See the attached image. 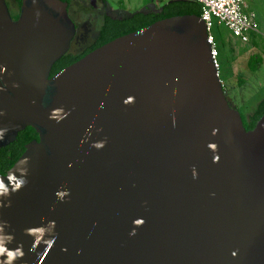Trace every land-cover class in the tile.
Listing matches in <instances>:
<instances>
[{
  "label": "water",
  "instance_id": "1",
  "mask_svg": "<svg viewBox=\"0 0 264 264\" xmlns=\"http://www.w3.org/2000/svg\"><path fill=\"white\" fill-rule=\"evenodd\" d=\"M0 0V264H264V114L244 130L197 15L156 20L50 76L67 3ZM15 256L9 261L8 253Z\"/></svg>",
  "mask_w": 264,
  "mask_h": 264
},
{
  "label": "rangeland",
  "instance_id": "2",
  "mask_svg": "<svg viewBox=\"0 0 264 264\" xmlns=\"http://www.w3.org/2000/svg\"><path fill=\"white\" fill-rule=\"evenodd\" d=\"M10 10H15L14 0H6ZM245 8L254 13L257 33L243 43L231 36L223 25L214 24L211 34L217 46V76L220 79L225 99L233 105L241 116L250 113L256 102L264 96V0H243ZM89 8L87 0H72L70 17L76 23V31L68 50L78 52L83 45L96 36L98 23ZM258 55L260 62L251 72L246 67L247 59ZM240 79V84L237 83Z\"/></svg>",
  "mask_w": 264,
  "mask_h": 264
},
{
  "label": "trees",
  "instance_id": "3",
  "mask_svg": "<svg viewBox=\"0 0 264 264\" xmlns=\"http://www.w3.org/2000/svg\"><path fill=\"white\" fill-rule=\"evenodd\" d=\"M60 1L67 3V13L69 15L68 7L72 0ZM19 4L20 0H14L15 10H10L8 7L10 14L9 17L11 19H15V17L18 15ZM185 14L197 16L199 14V4L194 0H174L171 2L168 1L157 13L153 15L138 12L122 19L103 18L102 23L97 30L95 39L91 43L83 45L78 52L71 53L67 49V52H65L62 56H59L51 64L48 76H50L59 68L61 69L64 66L76 61L87 51L109 41V39L117 35H123L138 29V27L144 26L148 23L150 24L156 20H160L168 16ZM259 62L260 57L258 55H252L247 59L246 67L249 71L253 72L257 68ZM240 82V79H237V83L240 84ZM227 103L230 105V102L227 101ZM262 114H264V96L261 97L258 102H256V105L253 107L252 111L245 117L241 116L240 114L241 123L244 130L251 129ZM30 140H37L36 132L30 127V125H25L16 133V135H14L12 141L0 146V173L2 175L6 172V170H8L11 164L16 161L19 155L23 152L25 143L29 142Z\"/></svg>",
  "mask_w": 264,
  "mask_h": 264
},
{
  "label": "built area",
  "instance_id": "4",
  "mask_svg": "<svg viewBox=\"0 0 264 264\" xmlns=\"http://www.w3.org/2000/svg\"><path fill=\"white\" fill-rule=\"evenodd\" d=\"M199 4L198 16L202 19L206 42L210 46V56L217 69V46L211 34L214 24L223 25L231 36L246 43L257 33V21L254 13L245 8L243 0H194Z\"/></svg>",
  "mask_w": 264,
  "mask_h": 264
},
{
  "label": "crops",
  "instance_id": "5",
  "mask_svg": "<svg viewBox=\"0 0 264 264\" xmlns=\"http://www.w3.org/2000/svg\"><path fill=\"white\" fill-rule=\"evenodd\" d=\"M168 1L171 2L174 0H94L95 6L98 7V10L96 11L98 28L100 27L103 18L122 19L138 12L153 15ZM70 16L69 8L68 17L72 20Z\"/></svg>",
  "mask_w": 264,
  "mask_h": 264
},
{
  "label": "flooded vegetation",
  "instance_id": "6",
  "mask_svg": "<svg viewBox=\"0 0 264 264\" xmlns=\"http://www.w3.org/2000/svg\"><path fill=\"white\" fill-rule=\"evenodd\" d=\"M87 2L89 3V8H90V10H92L93 12H95V13H93V17H96L97 15H96V11L98 10V7H96L95 6V4H94V0H87ZM5 3H6V5H8V3H7V1L5 0ZM9 6H7V8H8ZM68 8H70V5H69V7ZM102 18V17H101ZM73 21V20H72ZM73 23H74V26H75V31H76V24H75V22L73 21ZM74 35H75V33H74ZM72 40V39H71ZM71 42V41H70ZM230 104V103H229ZM231 105V104H230Z\"/></svg>",
  "mask_w": 264,
  "mask_h": 264
},
{
  "label": "clouds",
  "instance_id": "7",
  "mask_svg": "<svg viewBox=\"0 0 264 264\" xmlns=\"http://www.w3.org/2000/svg\"><path fill=\"white\" fill-rule=\"evenodd\" d=\"M0 138H2V136H0ZM0 189H3V184L0 183ZM5 252V249L3 248V246H0V254L4 253ZM8 256H9V261H11V259L14 258L15 254L14 253H8Z\"/></svg>",
  "mask_w": 264,
  "mask_h": 264
}]
</instances>
